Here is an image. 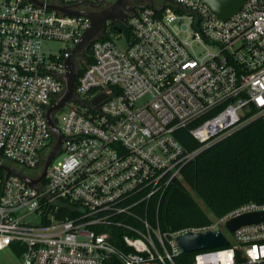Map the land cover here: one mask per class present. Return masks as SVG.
<instances>
[{
	"label": "built area",
	"instance_id": "1",
	"mask_svg": "<svg viewBox=\"0 0 264 264\" xmlns=\"http://www.w3.org/2000/svg\"><path fill=\"white\" fill-rule=\"evenodd\" d=\"M40 1L0 0V157L30 178L41 176L55 146L48 111L63 96L67 60L92 25L87 15L46 5L103 9L102 0ZM127 3L132 34L120 28L125 21L108 22L88 48L93 62L83 56L88 49L76 61L73 100L53 112L57 123L63 111L62 159L37 185L0 175V250L12 248L22 264H178V236L222 229L230 245L196 252L192 264H264V222L231 237L226 228L231 217L264 204L173 231L151 215L202 150L264 120V0H245L227 19L205 0ZM52 42L64 47L46 46ZM184 128L198 148L179 140Z\"/></svg>",
	"mask_w": 264,
	"mask_h": 264
},
{
	"label": "trees",
	"instance_id": "2",
	"mask_svg": "<svg viewBox=\"0 0 264 264\" xmlns=\"http://www.w3.org/2000/svg\"><path fill=\"white\" fill-rule=\"evenodd\" d=\"M120 28L132 34L128 21ZM83 56L88 63L93 62L90 49ZM177 136L189 150L200 146L187 128L181 129ZM249 202L264 204V120L261 118L202 150L183 168L182 177L172 182L160 203L152 206L151 215L152 221L156 223L158 219L164 231H173L208 225L213 217L225 216ZM195 254L183 252L177 263L192 264ZM105 264L124 263L112 258Z\"/></svg>",
	"mask_w": 264,
	"mask_h": 264
},
{
	"label": "water",
	"instance_id": "3",
	"mask_svg": "<svg viewBox=\"0 0 264 264\" xmlns=\"http://www.w3.org/2000/svg\"><path fill=\"white\" fill-rule=\"evenodd\" d=\"M38 5L44 6L45 4L40 0H30ZM210 4L214 11L223 19H227L236 13L245 3V0H205ZM49 9L59 10L66 14L87 15L92 20L91 27L85 31L81 41L74 47L70 57L67 60V72L65 74L66 90L58 103L52 106L48 111L49 123L56 134V143L51 152L49 153L43 168L41 176L38 178H30L25 174L17 171L8 164L3 163L0 160V168H2L6 175L15 174L31 185H37L44 179L47 174L48 168L56 158L61 150L63 144V134L59 129L56 121L53 117V112L62 109L67 102L73 100L75 85H76V61L78 57L85 52L91 44L98 38L107 28L108 22L119 24L124 22L130 16V12H134V7L129 6L127 0H114V2L101 10L88 11L78 10L71 8V6H64L56 3H50L46 5ZM119 26L117 25L116 28ZM106 97V93H102L98 96L94 103L98 104L102 99ZM264 222V209L244 212L236 216L231 217L226 222V228L234 232L240 227L262 223ZM177 241L182 248L183 252L196 253L203 250L225 247L230 245V239L222 229L207 230L201 232H188L186 234L177 237ZM237 260L240 263L246 262L247 258L242 256V251L237 250Z\"/></svg>",
	"mask_w": 264,
	"mask_h": 264
},
{
	"label": "rangeland",
	"instance_id": "4",
	"mask_svg": "<svg viewBox=\"0 0 264 264\" xmlns=\"http://www.w3.org/2000/svg\"><path fill=\"white\" fill-rule=\"evenodd\" d=\"M111 1H113V0H111ZM117 44L121 49L126 48L128 45L125 37H122L120 40H118ZM46 46L53 48L54 50H59V48L64 47V44L62 42H52V43H47ZM62 113H63V111L57 112L56 117H57V124L58 125H60L62 123V121H61ZM62 155L57 156L56 160L62 159ZM0 160L5 164L11 165V166L13 165L16 168L23 169L22 166H20L18 164H14L13 162H11L9 160H2L1 158H0ZM24 170H25V172H28V173L32 172V170L31 171L27 170V169H24ZM199 201L203 205L202 201L201 200H199ZM227 233L230 237L232 236V232H230L229 230H227ZM0 264H22V263H21L20 256L12 248H6L4 250H0Z\"/></svg>",
	"mask_w": 264,
	"mask_h": 264
},
{
	"label": "flooded vegetation",
	"instance_id": "5",
	"mask_svg": "<svg viewBox=\"0 0 264 264\" xmlns=\"http://www.w3.org/2000/svg\"><path fill=\"white\" fill-rule=\"evenodd\" d=\"M114 1L111 0H102V4L100 6V8H106L108 6H110Z\"/></svg>",
	"mask_w": 264,
	"mask_h": 264
}]
</instances>
